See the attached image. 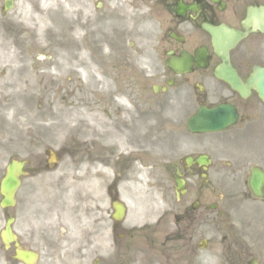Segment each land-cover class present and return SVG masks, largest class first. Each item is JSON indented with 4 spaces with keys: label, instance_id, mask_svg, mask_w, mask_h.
I'll return each instance as SVG.
<instances>
[{
    "label": "rangeland",
    "instance_id": "rangeland-1",
    "mask_svg": "<svg viewBox=\"0 0 264 264\" xmlns=\"http://www.w3.org/2000/svg\"><path fill=\"white\" fill-rule=\"evenodd\" d=\"M3 2L0 0V175L13 154L31 160L30 167H44V147L59 149L64 144L59 149L62 162L55 170L43 171L35 181L25 179L26 194L33 185L42 186L46 192L58 186L65 189L66 178H81L86 167L100 162L108 172L107 178H103L104 187L110 186L106 193L114 196L118 193L127 207L126 228L150 225L156 233H162L160 226L166 228L164 220L161 224L152 223L159 203L165 201L174 214L186 200H175L171 185L169 189L164 175L155 167L159 163L157 159L172 160L187 154L196 140L187 133L183 119L187 113L184 105L187 94L168 91L154 98L149 89L152 83L147 75L155 66L157 30L152 21L153 10H148L149 14L141 19L145 15L141 8L148 9L151 4L147 0H14L12 8L2 15ZM124 2L131 5L126 6L125 11L116 6L114 24L110 25L108 9L126 5ZM134 5L140 9L134 10ZM61 7L63 10H59ZM129 41L134 42L132 48L128 46ZM113 52L124 54L127 64H115ZM92 77L98 80L94 85L90 83ZM129 100L133 104L129 105ZM89 111L100 115L106 126L119 130L121 136L111 130L106 136L99 135L98 142L84 143L77 137L79 131L76 130L66 137L73 121H79ZM89 124L88 120L81 119L83 135L90 134ZM220 137L203 136L198 141L204 140L205 146L216 148L217 157L224 143ZM122 139L125 149L118 144H122ZM132 141H140L147 155L125 158L134 148ZM223 149L227 150L225 143ZM121 153L123 157L116 162ZM220 178L212 170L209 180L213 184L209 189L204 188L201 179H193L189 183L191 194L198 190L197 194L201 195L203 191V203L215 201L211 192L218 189L215 182ZM73 187L75 184H71L69 190ZM104 192L103 188L101 199L105 197ZM62 193L60 191L59 196L63 210L66 215L73 213L80 204ZM88 209L91 211L90 206ZM57 214L54 216L59 218ZM99 220L97 215V222ZM204 220L193 233L194 240L205 236L208 251L229 245L241 247L231 234L242 230L233 225L241 224L238 210L231 207L223 217L208 212ZM0 221L2 226L4 219ZM95 228L99 232L106 227L97 223ZM222 235L224 239L219 240ZM247 238H254L252 230ZM150 239H144L145 245ZM135 241H129L128 246L132 247L129 252L127 243L116 253L112 248L116 264H151L147 261L149 257L140 255L142 249ZM169 244L163 243L160 248L165 250V255H171ZM150 247L145 249L149 256L154 255ZM96 253H100L99 248ZM227 254L232 259L240 255L246 257L229 251L224 253L225 258ZM110 260L113 261L108 257L106 261ZM202 263L213 264L209 258Z\"/></svg>",
    "mask_w": 264,
    "mask_h": 264
},
{
    "label": "flooded vegetation",
    "instance_id": "flooded-vegetation-1",
    "mask_svg": "<svg viewBox=\"0 0 264 264\" xmlns=\"http://www.w3.org/2000/svg\"><path fill=\"white\" fill-rule=\"evenodd\" d=\"M149 3L151 5L148 9L153 10L156 22L161 26V34L157 42L164 53L163 63L165 59L178 56L184 50L193 54L196 48L206 47L208 49L206 68L200 69L192 66L191 73L179 75L170 67L165 66L161 69L163 82L167 83L172 80L173 86L180 82L190 85L199 105L230 102L237 109L239 115L237 128L241 130L242 136H264L262 107L259 104L252 107V98L242 100L226 85L215 79L214 69L220 63V59L212 53L211 36L205 29L206 25L216 27L225 24V26L245 31L242 23L247 21L248 15L264 16V0H151ZM229 59L242 77L247 74L252 64L259 63L264 66V31H255L253 28L245 31L242 40L229 52ZM199 86H202L201 89L198 88ZM179 168L186 171L184 163ZM188 171L197 172L201 169L192 165ZM204 215V212L201 213V216ZM182 227L183 232L186 233L188 226L184 224ZM86 239L87 245H90V237L86 236ZM42 242H44V249L50 248L49 241ZM65 245L67 250H70V242L67 241ZM223 249L230 251L232 248L229 246ZM195 257V264H202L203 256L196 254ZM84 259L85 256L77 252V263L75 264H86L81 262ZM255 259L256 264H264L257 258ZM259 259L263 260L264 257ZM52 260L54 261L52 264H63L58 258ZM244 262L245 260L242 259L235 264H246ZM9 264L20 263L11 258Z\"/></svg>",
    "mask_w": 264,
    "mask_h": 264
},
{
    "label": "water",
    "instance_id": "water-1",
    "mask_svg": "<svg viewBox=\"0 0 264 264\" xmlns=\"http://www.w3.org/2000/svg\"><path fill=\"white\" fill-rule=\"evenodd\" d=\"M258 90L260 93V97L264 100V76H262V78L258 77ZM222 113L224 112V110L221 111ZM211 115H214V117L212 118L213 121H215L217 118L220 117V115L215 116L216 113L213 112L211 113ZM231 117L228 118V120H230ZM199 124H203L201 121H198ZM227 124V122L225 124H222V122L215 121L214 125L208 124L209 126L204 127L203 125H201V127H196L193 128V130H201L202 129H216V128H221L224 127ZM255 177L257 178L258 176L255 175ZM18 183V179H17V173L15 172V170L13 169V167L10 168V170L8 171V174L6 176V178L4 179L3 183H2V188H1V192L4 196V202L5 205H9L11 204V196H12V191L14 190L15 185H17ZM9 228L7 227L6 230V238L5 239H9ZM19 257L23 258L25 260V255L24 254H19ZM29 259V255H26V260Z\"/></svg>",
    "mask_w": 264,
    "mask_h": 264
},
{
    "label": "bare ground",
    "instance_id": "bare-ground-1",
    "mask_svg": "<svg viewBox=\"0 0 264 264\" xmlns=\"http://www.w3.org/2000/svg\"><path fill=\"white\" fill-rule=\"evenodd\" d=\"M60 9L63 10L62 7ZM100 123H101V121L100 120H97L96 124H91L92 129H95L96 128V125L97 124H100ZM104 172L105 171H103L102 169H97V170L93 171L92 174H90L89 176H86V177L83 178V183L85 185H89V186H95V185H97V183L95 181V178H94L95 175L98 174V173L100 174V173H104Z\"/></svg>",
    "mask_w": 264,
    "mask_h": 264
}]
</instances>
